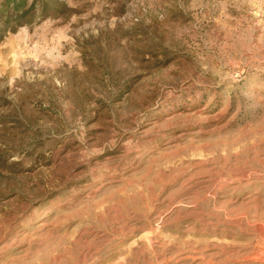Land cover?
Masks as SVG:
<instances>
[{"label":"rangeland","instance_id":"rangeland-1","mask_svg":"<svg viewBox=\"0 0 264 264\" xmlns=\"http://www.w3.org/2000/svg\"><path fill=\"white\" fill-rule=\"evenodd\" d=\"M58 1L0 34V264H264V0Z\"/></svg>","mask_w":264,"mask_h":264},{"label":"trees","instance_id":"trees-1","mask_svg":"<svg viewBox=\"0 0 264 264\" xmlns=\"http://www.w3.org/2000/svg\"><path fill=\"white\" fill-rule=\"evenodd\" d=\"M63 12L58 0H0V34L12 24L27 23L37 16H58Z\"/></svg>","mask_w":264,"mask_h":264}]
</instances>
